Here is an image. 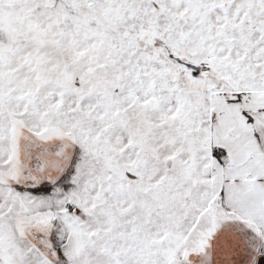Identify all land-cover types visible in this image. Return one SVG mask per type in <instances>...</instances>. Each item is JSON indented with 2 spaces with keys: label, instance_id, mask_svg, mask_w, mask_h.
<instances>
[{
  "label": "snow or ice",
  "instance_id": "1",
  "mask_svg": "<svg viewBox=\"0 0 264 264\" xmlns=\"http://www.w3.org/2000/svg\"><path fill=\"white\" fill-rule=\"evenodd\" d=\"M0 264H264V0H0Z\"/></svg>",
  "mask_w": 264,
  "mask_h": 264
}]
</instances>
